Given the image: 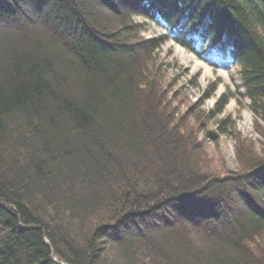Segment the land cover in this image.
<instances>
[{"label": "trees", "instance_id": "16d2710c", "mask_svg": "<svg viewBox=\"0 0 264 264\" xmlns=\"http://www.w3.org/2000/svg\"><path fill=\"white\" fill-rule=\"evenodd\" d=\"M135 16L264 121V0H0V264H264V141L212 171Z\"/></svg>", "mask_w": 264, "mask_h": 264}, {"label": "rangeland", "instance_id": "374dc122", "mask_svg": "<svg viewBox=\"0 0 264 264\" xmlns=\"http://www.w3.org/2000/svg\"><path fill=\"white\" fill-rule=\"evenodd\" d=\"M134 18L141 24L136 31L140 37L165 36L163 43L148 55L165 75L167 106L175 108L177 120L192 127L202 142L208 167L220 175L241 172L240 156L243 159L248 150L252 153V148L261 149L264 121L252 110L250 99L240 85L239 64L221 58L208 44L200 57L175 42L169 30L159 23L141 16ZM225 100L222 111L214 113ZM203 129L213 131L215 140H205ZM194 236L202 241V234ZM151 261L159 262V259L154 256Z\"/></svg>", "mask_w": 264, "mask_h": 264}, {"label": "water", "instance_id": "95a60500", "mask_svg": "<svg viewBox=\"0 0 264 264\" xmlns=\"http://www.w3.org/2000/svg\"><path fill=\"white\" fill-rule=\"evenodd\" d=\"M60 264H65L63 261L61 260H57Z\"/></svg>", "mask_w": 264, "mask_h": 264}]
</instances>
